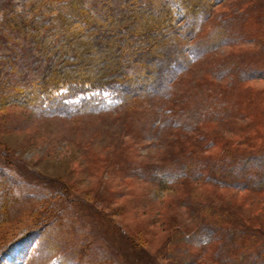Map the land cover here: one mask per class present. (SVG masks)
<instances>
[{"label": "rangeland", "instance_id": "1", "mask_svg": "<svg viewBox=\"0 0 264 264\" xmlns=\"http://www.w3.org/2000/svg\"><path fill=\"white\" fill-rule=\"evenodd\" d=\"M235 1L208 0L207 26L235 15ZM245 35L127 104L113 90L28 91L15 82L18 68L0 69V176L16 203L0 207V264H218L219 242L199 227H228L229 211L264 229V194L210 182L202 162L219 164L228 142L264 147V63L237 82L222 62L264 54V39ZM90 97L93 104L74 108ZM220 108L227 116L213 120Z\"/></svg>", "mask_w": 264, "mask_h": 264}, {"label": "trees", "instance_id": "2", "mask_svg": "<svg viewBox=\"0 0 264 264\" xmlns=\"http://www.w3.org/2000/svg\"><path fill=\"white\" fill-rule=\"evenodd\" d=\"M172 2L0 0V48H6L3 54L0 52V69L4 73L6 66L11 71L18 68L19 79L15 82L28 91L39 89L49 94L64 88L84 93L113 90L127 104L145 99L150 92L157 94L158 87H168L179 73L189 69L190 63L218 47L239 44L247 37L245 33L264 39V0H236L230 8L235 15L223 12L219 25L213 27L207 24L215 5L208 0H180L183 13L179 22ZM119 43L123 45L119 47ZM222 62L232 78L240 82L252 78L250 70L264 63V54L232 53ZM6 82L13 84L8 83V77ZM93 99L74 108L93 104ZM231 105L226 108L234 109ZM211 116L222 120L227 115L220 108ZM234 146L224 144L219 164H211L217 157L202 161L210 167L208 180L229 189L264 194V147L259 153ZM10 187L0 176V198L1 190L8 193L7 201L0 199V207L12 210L16 203L9 197ZM197 208H201L199 204ZM226 214L235 218L228 227L204 225L196 231L219 242L214 253L218 264H264V229L243 222L233 212Z\"/></svg>", "mask_w": 264, "mask_h": 264}]
</instances>
